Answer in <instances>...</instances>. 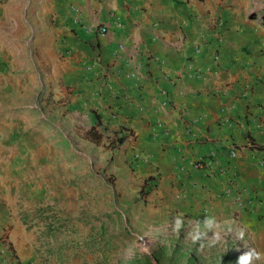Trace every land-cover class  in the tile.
<instances>
[{
    "label": "crops",
    "instance_id": "obj_1",
    "mask_svg": "<svg viewBox=\"0 0 264 264\" xmlns=\"http://www.w3.org/2000/svg\"><path fill=\"white\" fill-rule=\"evenodd\" d=\"M239 10L222 0H0V95L8 101L9 66L26 65V25L49 23V39L65 52L58 67L73 108L71 125L55 129L74 131L78 115L92 120L95 110L98 126L126 136L111 150L115 169L129 166L124 190L137 194L157 174L148 195L155 214L212 216L263 244L264 26ZM97 24H107L104 35L84 30ZM0 119L3 129L15 124L8 112ZM11 132L0 131V264H44L35 227L13 218L29 210L6 198L35 199L42 176L57 172L45 161L51 133L21 131L10 144ZM248 137L258 148L246 146ZM209 151L225 171L192 166Z\"/></svg>",
    "mask_w": 264,
    "mask_h": 264
},
{
    "label": "rangeland",
    "instance_id": "obj_2",
    "mask_svg": "<svg viewBox=\"0 0 264 264\" xmlns=\"http://www.w3.org/2000/svg\"><path fill=\"white\" fill-rule=\"evenodd\" d=\"M222 1L238 6L239 13L264 26V0ZM49 27L41 21L26 25V65L15 62L9 66L5 73L10 80L8 101L0 95V114L8 112L15 120L8 129L0 121V131H14L8 143L17 142L21 131L51 133L45 161L57 172L42 176L35 199L12 192L6 198L14 210L22 205L29 210L27 216L15 213L13 218L35 227V243L44 264H238V258L251 247L264 254V243L231 223L220 224L219 242L210 244L208 237L213 233L203 229L207 237L193 244L186 239L189 225L203 220L171 209L155 214L148 195L157 184L149 192L144 190L149 175L139 184L137 194L134 189L124 190L122 178L129 166L123 161V171L115 169L111 151L122 135L98 126L95 110L91 109L92 120L78 115L74 131H64V135L55 129L53 122L62 130L71 125L66 112L73 108H67L70 91L58 67L65 52L49 39ZM38 64L40 77L34 71ZM177 216L184 221L178 233L173 230ZM241 233L243 239L238 238ZM253 264H264V257Z\"/></svg>",
    "mask_w": 264,
    "mask_h": 264
},
{
    "label": "clouds",
    "instance_id": "obj_3",
    "mask_svg": "<svg viewBox=\"0 0 264 264\" xmlns=\"http://www.w3.org/2000/svg\"><path fill=\"white\" fill-rule=\"evenodd\" d=\"M183 224V219L180 216H177L173 221V230L178 233ZM219 228L220 224L215 217L205 216L203 221L190 223L189 231L186 233V239L191 240L193 244H196L207 237V231H203V229H207L213 233L211 237H208V242L214 244L220 240ZM229 231H231V229H229ZM238 238L243 239V234H239ZM262 257H264V254L251 247L238 258V264H253L254 261L261 260Z\"/></svg>",
    "mask_w": 264,
    "mask_h": 264
},
{
    "label": "built area",
    "instance_id": "obj_4",
    "mask_svg": "<svg viewBox=\"0 0 264 264\" xmlns=\"http://www.w3.org/2000/svg\"><path fill=\"white\" fill-rule=\"evenodd\" d=\"M219 22L222 24L223 20H219ZM75 23H78V22L75 21ZM84 30L92 32L93 34H96V35H104L107 32V24H97L94 27H89L88 29H84ZM251 139H253V138L252 137L247 138V145L246 146L253 149V148H255V146H254L255 140L253 139L254 140V143H253V140H251ZM227 148H228L227 156L229 158H233L237 155V148H238L237 145H235L234 143H231V144H229V147H227ZM258 162L260 164H263L264 157L263 156L260 157ZM191 164L194 168L205 170L206 172H208L210 174L225 171V167L218 163L217 158L215 156V153L213 151H209L206 155H204L200 158L193 159ZM157 178H158L157 174L149 175V177L146 179L145 185H144L145 192H149L151 189H153L155 187V185L157 184V181H158ZM2 237L3 236H0V239Z\"/></svg>",
    "mask_w": 264,
    "mask_h": 264
},
{
    "label": "trees",
    "instance_id": "obj_5",
    "mask_svg": "<svg viewBox=\"0 0 264 264\" xmlns=\"http://www.w3.org/2000/svg\"><path fill=\"white\" fill-rule=\"evenodd\" d=\"M96 124L97 125L100 124V121H99L98 117H97ZM124 138H125V135L120 136L119 139H118L117 144H120L124 140ZM251 140H253V139H251ZM253 143H254V140H253ZM254 146L258 148V145L256 143H254Z\"/></svg>",
    "mask_w": 264,
    "mask_h": 264
}]
</instances>
